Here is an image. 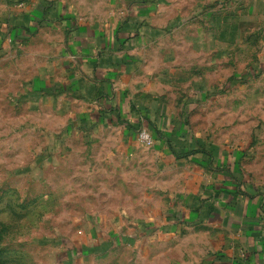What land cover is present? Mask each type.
<instances>
[{"label":"rangeland","instance_id":"rangeland-1","mask_svg":"<svg viewBox=\"0 0 264 264\" xmlns=\"http://www.w3.org/2000/svg\"><path fill=\"white\" fill-rule=\"evenodd\" d=\"M43 1L31 27L37 0H0V264L187 263L209 231L156 228L192 169L161 165L143 129L130 144L127 127L87 119L91 89L64 55L69 29L111 34L118 55L134 54L131 87L169 113L165 130L241 154L242 186L260 189L264 38L237 37L202 0Z\"/></svg>","mask_w":264,"mask_h":264},{"label":"crops","instance_id":"crops-1","mask_svg":"<svg viewBox=\"0 0 264 264\" xmlns=\"http://www.w3.org/2000/svg\"><path fill=\"white\" fill-rule=\"evenodd\" d=\"M200 2L213 10L218 8L223 23H234L237 37L264 38V0ZM45 11L44 1L37 0L29 13L31 27L45 17L37 16ZM82 28L69 29L72 39L69 42L70 37L66 38L65 42L70 50L64 55L74 63L79 87L85 84L91 89L89 101L93 103V109L91 113H84L87 119L105 118L127 127L131 130L129 135V130H125L130 144L134 143L133 132L143 129L150 134L161 165L177 164L192 169L187 187L156 230L168 235L180 234L191 227L209 231V238L206 236V244L198 256L183 264H264V189L250 184L242 186L237 152L230 155L226 150L200 147L187 139V132L182 127L175 135L172 129L165 130L166 122L171 119L155 95L151 93L152 103H147L143 95L148 92L131 87L137 66L134 54L118 55L116 40L111 39V34L105 36L94 30L90 33ZM260 48L257 45L256 51ZM159 133L167 136L160 138ZM184 149L205 150L207 154L199 152L178 159L175 153H182ZM231 159H234L233 163Z\"/></svg>","mask_w":264,"mask_h":264},{"label":"trees","instance_id":"trees-1","mask_svg":"<svg viewBox=\"0 0 264 264\" xmlns=\"http://www.w3.org/2000/svg\"><path fill=\"white\" fill-rule=\"evenodd\" d=\"M47 11V9H46ZM45 11V12H46ZM45 12L44 13H40L38 14L37 16H44L45 15ZM59 14V13H58ZM66 16H64L63 18H65ZM36 18V17H35ZM58 18H61V14L58 15ZM64 20V19H63ZM83 30H85L86 28H82ZM160 134V138H163L164 136H167V134H164V133H159ZM162 140V139H161ZM199 152H204L207 154V151L205 150H187V149H184L182 153H175V155L177 156L178 159L182 158V157H189L191 155H194V154H198ZM237 156V161H239L240 157H241V154H236Z\"/></svg>","mask_w":264,"mask_h":264},{"label":"built area","instance_id":"built-area-1","mask_svg":"<svg viewBox=\"0 0 264 264\" xmlns=\"http://www.w3.org/2000/svg\"><path fill=\"white\" fill-rule=\"evenodd\" d=\"M139 137H140V140L146 145H151L153 143V140H152L150 134L147 133L146 131H142L140 133Z\"/></svg>","mask_w":264,"mask_h":264}]
</instances>
